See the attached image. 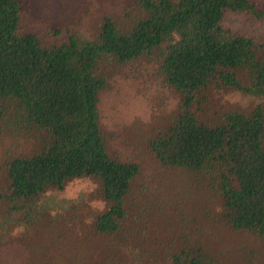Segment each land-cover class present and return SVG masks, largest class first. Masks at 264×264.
Here are the masks:
<instances>
[{"label":"trees","instance_id":"obj_1","mask_svg":"<svg viewBox=\"0 0 264 264\" xmlns=\"http://www.w3.org/2000/svg\"><path fill=\"white\" fill-rule=\"evenodd\" d=\"M116 1V15L96 17L91 7L76 24L41 30L31 26L26 0H0V202L33 215L49 193L92 182L90 197L102 205L92 228L107 257L96 264H112L116 251L117 264L131 251L152 253L141 233L131 234L138 226L130 218L132 205L150 201L149 186L138 185L139 163L110 152L100 111L108 69L152 56L179 98L168 127L149 140L157 165L194 172L201 188L222 198L233 230L264 235L263 109L217 121L200 114L210 89L264 97V38L222 24L232 11L264 27V0ZM208 259L197 242L174 253L171 264Z\"/></svg>","mask_w":264,"mask_h":264},{"label":"rangeland","instance_id":"obj_2","mask_svg":"<svg viewBox=\"0 0 264 264\" xmlns=\"http://www.w3.org/2000/svg\"><path fill=\"white\" fill-rule=\"evenodd\" d=\"M26 2L31 26L41 30L46 25L76 24L91 7L96 17L106 10L115 15L122 12L121 1L116 0ZM51 3L57 5L52 8ZM222 24L243 35L264 38L263 25L247 13L228 11ZM108 72L100 111L110 152L140 164L138 185L149 186L151 196L139 209L131 206L130 218L138 226L131 234L141 233L144 249L153 251L145 252L146 258L131 251L126 264H171L174 253L197 242L206 249V264H264V235L233 230L223 219L221 197L201 188L196 174L188 169L159 167L150 153L149 140L166 129L179 110L178 94L166 85L155 59L144 57ZM207 96L200 113L205 121H217L231 112L249 114L257 107L264 111V97L227 88L210 89ZM3 173L0 163V184ZM91 183L75 181L62 192L49 193L33 215L23 209L10 211L9 204L0 202V264L105 262L107 257L98 249L100 237L92 228L93 212L102 205L90 197L95 192ZM117 252L110 263L117 264Z\"/></svg>","mask_w":264,"mask_h":264}]
</instances>
